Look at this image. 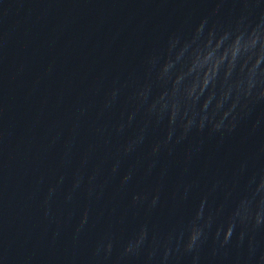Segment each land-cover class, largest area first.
<instances>
[{
	"label": "water",
	"instance_id": "95a60500",
	"mask_svg": "<svg viewBox=\"0 0 264 264\" xmlns=\"http://www.w3.org/2000/svg\"><path fill=\"white\" fill-rule=\"evenodd\" d=\"M0 264H264V0H0Z\"/></svg>",
	"mask_w": 264,
	"mask_h": 264
}]
</instances>
